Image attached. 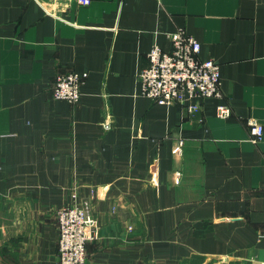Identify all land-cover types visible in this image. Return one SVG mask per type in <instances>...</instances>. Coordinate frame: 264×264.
<instances>
[{
    "label": "crops",
    "instance_id": "0c3cea01",
    "mask_svg": "<svg viewBox=\"0 0 264 264\" xmlns=\"http://www.w3.org/2000/svg\"><path fill=\"white\" fill-rule=\"evenodd\" d=\"M181 29L220 64V97L143 94L150 52ZM69 72L87 75L76 103L53 95ZM253 119L264 0H0V264H61L57 210L84 198L86 264H264Z\"/></svg>",
    "mask_w": 264,
    "mask_h": 264
},
{
    "label": "built area",
    "instance_id": "2783aa9c",
    "mask_svg": "<svg viewBox=\"0 0 264 264\" xmlns=\"http://www.w3.org/2000/svg\"><path fill=\"white\" fill-rule=\"evenodd\" d=\"M86 1V0H83ZM172 41L170 51L155 45L149 54L150 65L140 73L142 92L161 104L186 105L189 100L220 97V64L199 58L201 43L185 30L169 33ZM86 74L69 72L60 74L53 89L56 99L76 103L81 97V87ZM200 108L199 102L189 109ZM218 113L230 117L228 105H219ZM110 128V124L105 123ZM252 140L260 142L264 124L254 119L250 122ZM59 225L58 256L61 264H86L88 243L95 236V216L89 200L78 199L57 210Z\"/></svg>",
    "mask_w": 264,
    "mask_h": 264
},
{
    "label": "rangeland",
    "instance_id": "374dc122",
    "mask_svg": "<svg viewBox=\"0 0 264 264\" xmlns=\"http://www.w3.org/2000/svg\"><path fill=\"white\" fill-rule=\"evenodd\" d=\"M84 199H86V200H89L90 201V203L92 204V199L91 198H84ZM79 200V199H78ZM81 200H83V199H80L79 201H81ZM92 211H93V209H92ZM91 241V240H90ZM58 253V252H57ZM59 254V253H58ZM59 257V256H58ZM88 260V259H87ZM203 262H204V259L203 260H195V262H193L194 264H203ZM208 262V261H207ZM87 263V262H86Z\"/></svg>",
    "mask_w": 264,
    "mask_h": 264
}]
</instances>
